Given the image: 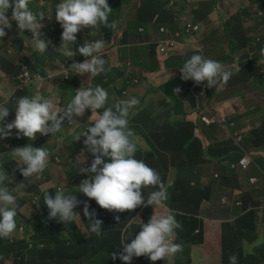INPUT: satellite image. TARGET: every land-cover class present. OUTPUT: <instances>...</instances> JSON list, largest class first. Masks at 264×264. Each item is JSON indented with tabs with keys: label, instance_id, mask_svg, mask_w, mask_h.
Segmentation results:
<instances>
[{
	"label": "crops",
	"instance_id": "0c3cea01",
	"mask_svg": "<svg viewBox=\"0 0 264 264\" xmlns=\"http://www.w3.org/2000/svg\"><path fill=\"white\" fill-rule=\"evenodd\" d=\"M60 2L32 0L30 4L34 13L52 14L50 20L46 17L42 21L43 37L51 41L48 54L43 56L27 43L30 32L23 34L24 39L20 35L9 9L12 27L6 29L7 36L0 37V67L8 74L5 80L10 84L4 106L15 115L18 98L39 94L51 99L59 110L73 99L76 89L97 85L108 92L107 106L136 97L139 104L130 110L128 118L135 133V158L164 173L168 200L163 214L174 215L182 225V219H186L188 224V231L183 225L174 239L183 245L182 252L156 262L142 256L141 264H229L232 254L237 255V264H264V0H108L113 9L109 22L117 21V29L101 26L93 36L91 29L81 30L76 44L69 46L74 53L71 57L54 50L62 43L63 28L55 18ZM199 37L204 43L202 49L195 40ZM96 39L105 41L102 58L108 71L94 77L75 74L71 65L90 59L76 49ZM194 54L219 61L231 71L227 84L216 89L207 87L206 81L197 85L182 80L180 67ZM24 69L32 71L36 79L33 87L21 85L16 78ZM133 74L142 78L133 79ZM177 87L179 93L174 91ZM3 90L0 84V92ZM98 111L102 113L103 109ZM212 113L228 115L234 124L204 122L205 126L199 127L198 117ZM91 115V109H87L82 117H74L77 122L84 119L78 133L76 128L73 133L65 129L55 136L38 133L35 141L25 137L26 145L45 147L50 152L48 166L38 179L28 182L19 170L14 174L17 165L3 164L12 178L6 185L10 190L25 184L12 194L17 198L16 220L29 226V233L12 244L0 243V264H7L8 257L13 264L103 263V247L97 238L87 236L91 231L83 203L74 209L81 216L79 227L75 222L64 225L48 218L44 190L55 195L61 187L66 194L87 201L95 218L103 221L104 240L107 236L118 244L121 232H129L133 219L145 217L148 206L114 213L77 192L89 177L79 173L75 162L85 149V138L75 141V137L92 125ZM62 126L71 125L65 120ZM237 131L248 135V143L235 139ZM246 152L252 154L262 175H248V184L256 188L254 193L244 190L243 170L248 168L231 167ZM154 153L160 155L149 160L148 154ZM85 154L90 167L94 157ZM169 174L174 176L171 182ZM46 176L50 182L57 177L60 184L46 183ZM252 176L258 178L256 183L249 181ZM237 192L244 193L246 204L233 216V193ZM227 201L228 207L220 205ZM235 204L239 205L237 201ZM154 212L150 209L149 218Z\"/></svg>",
	"mask_w": 264,
	"mask_h": 264
},
{
	"label": "clouds",
	"instance_id": "9594fccd",
	"mask_svg": "<svg viewBox=\"0 0 264 264\" xmlns=\"http://www.w3.org/2000/svg\"><path fill=\"white\" fill-rule=\"evenodd\" d=\"M32 0H0V37L8 35L6 29L12 24L7 15L12 10L11 20L16 22L20 35L31 33L28 41L31 47L41 56L48 54L51 41L43 37L42 21L52 14L45 16L44 12L34 13L30 8ZM113 9L108 0H61L55 8L56 21L62 26L61 47L54 49L61 55L71 57L74 55L70 45L76 44L77 33L88 28L91 35L101 26L116 30L118 23L109 22ZM105 41L96 39L85 42L76 51L85 59L82 63H73L71 70L76 74H89L94 77L108 71L107 61L102 58ZM35 63V61H33ZM181 79L192 80L197 85L207 82V87L226 85L232 72L226 70L224 65L216 60L205 58L200 54L192 55L180 67ZM49 75H51L49 73ZM180 92V88L174 90ZM109 95L102 86L82 87L76 89L73 99L63 108L56 110L53 101L42 95L23 96L17 99L15 115L5 107V102L0 97V138H8L12 130H17V136L27 137L31 141L37 139V134L55 136L63 133L62 126L65 120L68 123H78L74 117H82L87 109H91L90 120L93 123L84 132L75 137L79 141L85 137V149L76 157L75 162L79 173H86L84 179L77 187L89 199H94L100 208L114 213L134 211L140 206L163 213V208L168 200L163 176L161 172L149 167L143 160L135 158L137 145L134 131L129 127L130 110L139 104L136 97L121 100L112 106H107ZM103 109L102 113L98 110ZM6 123L5 121H10ZM91 153L94 159L88 165L87 155ZM11 160L17 162V168L26 181L38 179L49 163L50 152L45 147H33L27 144L10 152ZM110 162H106V159ZM0 243L12 239L20 230L21 225L16 220L17 198L13 191L22 189L25 184L18 185L10 190L6 185L11 182L9 174L3 164L8 161L0 157ZM10 165L14 163L9 162ZM26 165V167H25ZM44 205L47 206L49 219H57L66 225L78 221L81 216L74 209L83 203L84 216L91 221L90 231L97 236L102 235L103 221L95 218V211H90L87 201H80L73 193L66 194L63 189H58L55 195L44 190ZM146 213V215H147ZM145 215V217H146ZM144 217V218H145ZM119 221L120 217H115ZM183 225L172 214L151 215L147 223L140 229L130 234L125 229L121 233L120 245L117 252L111 253L113 264H141L142 256L152 262L168 259L183 251V245L175 243L177 229L182 230ZM229 264H237L238 257L232 254L228 258Z\"/></svg>",
	"mask_w": 264,
	"mask_h": 264
},
{
	"label": "rangeland",
	"instance_id": "374dc122",
	"mask_svg": "<svg viewBox=\"0 0 264 264\" xmlns=\"http://www.w3.org/2000/svg\"><path fill=\"white\" fill-rule=\"evenodd\" d=\"M207 35H208L207 36V39H209V41H211V37L209 36V33ZM198 36H200V35H198ZM195 40L196 41L199 40V42H200L199 43V47H200V49H202L203 46H204V43H203L202 39L199 37V39H195ZM7 77H8V74L0 67V84L4 86V90L0 92L2 94V100L3 101H6L8 99V97H9L8 93L10 91V84L8 83L7 80H5V78H7ZM132 77H133V79H136V78L137 79H141L142 78L140 74H133ZM126 90L128 91V89H126ZM198 120H199V127H204L205 124H204L203 119L201 117H198ZM78 130H79V128L77 129V133H78ZM82 138L83 137H81V140H82ZM248 140H249L248 135L247 134H244V139H243V142L242 143H248ZM25 145H26V143L23 144V146H25ZM145 154L146 153L144 152L143 155H145ZM159 155L160 154H158V153L148 154V159L149 160L150 159H153V158H155V157H157ZM251 172H254L259 178H262V175H261V171L256 168L255 163H253L247 170H243V175L245 177L244 190L254 193V192H256L255 186L248 184V175ZM12 175H14V174H12ZM43 179L46 180V183H50V185H52V184H55V185L60 184V180L57 179V177L51 178L52 182H50V181L47 180V176L44 177ZM173 179H174V176H172V175L169 174L168 175V182H171ZM261 192L263 193V191H261ZM233 196H234V204L232 205V215L235 216L237 213H240V212L243 211V207H244V198H243L244 197V193H242V192L233 193ZM36 199H38V196L36 197ZM236 201L239 202V205H236L235 204ZM220 205H222L224 207H228L229 206V201H227L226 203H221L220 202ZM27 210L28 209H25V211H27ZM139 220H140L139 217H136L135 219H133V228H132V230L136 227L135 225L139 222ZM88 222L91 223V221L89 219H88ZM23 231H24V225H21L20 230L16 233L15 236L16 237H20V238L21 237H24ZM87 236L88 237L92 236L94 238H97L99 245L102 246V247H104L105 240H104V235L103 234L100 235V236H97L95 233H92L91 232V234L88 233ZM89 240H92V239L90 238ZM183 254L184 253H182L181 256ZM108 258H109V256H107L105 258V260L103 261L102 264L106 263V260H108ZM7 264H13L12 257H8Z\"/></svg>",
	"mask_w": 264,
	"mask_h": 264
},
{
	"label": "built area",
	"instance_id": "2783aa9c",
	"mask_svg": "<svg viewBox=\"0 0 264 264\" xmlns=\"http://www.w3.org/2000/svg\"><path fill=\"white\" fill-rule=\"evenodd\" d=\"M190 27H194V28H198L199 26L198 25H190ZM26 68H29V67H26ZM16 78L20 81L21 85L23 86H27V87H33V85L36 83V79L33 77V74H32V71L29 70V69H24L19 75L16 76ZM202 119L204 122L208 123V124H220V125H228V124H234V121L233 119L228 116V115H203L202 116ZM5 122H11L10 121H5ZM84 122V119H80L78 121V123H75V124H71V126L69 128H65L67 130H69L71 133L74 132V130L78 127H80ZM89 126H87L86 128H88ZM234 137L235 139L238 141V142H242L243 139H244V133L241 132V131H237L234 133ZM85 138V137H84ZM253 163V158H252V154L250 153H245L242 157H240L237 161L235 162H232L231 163V167L234 168V169H247L251 166V164ZM162 173V172H161ZM164 174V173H162ZM258 180L257 177L255 176H252L249 178V181L251 183H256ZM264 201V199H263ZM237 203L239 204V202L237 201ZM241 204V203H240ZM144 219V218H143ZM129 225V224H128ZM133 225L132 227L130 228L129 230V234L136 230L137 228L135 227L133 230ZM132 230V231H131ZM122 233V232H121ZM30 246L32 245V243L29 244ZM121 247V245H120ZM119 247V248H120ZM109 256L108 260H110L111 264H113L114 260L111 259V255L110 254H106L105 255V258ZM104 258V260H105ZM106 260V261H108ZM105 264V263H104Z\"/></svg>",
	"mask_w": 264,
	"mask_h": 264
},
{
	"label": "trees",
	"instance_id": "16d2710c",
	"mask_svg": "<svg viewBox=\"0 0 264 264\" xmlns=\"http://www.w3.org/2000/svg\"><path fill=\"white\" fill-rule=\"evenodd\" d=\"M204 115H206V114H204ZM210 115H218V114L212 113ZM6 123H8V122H6ZM23 140H24V137L23 136L18 137L17 136V130H15V129L12 130V134H11L10 137H8L6 139L5 138H0V157H2L4 160H6L8 162L14 163V165H17L16 161L11 160L10 152L13 151L14 149L18 148V147H22L23 146ZM25 167H26V165H25ZM17 172H18V168L16 166L14 174L17 173ZM60 189H61V187H60ZM244 204H246V199H244ZM148 214L149 213H147V215H146V217L144 219L139 220V222L135 225L136 228L140 229V226L143 223H147L149 221L150 218H149ZM156 214L159 215V214H163V213L156 211ZM182 220H183L184 229L186 231H188L187 220L186 219H182ZM22 225H24L23 233H24L25 236H27L28 233H29V226H27L25 224H22ZM16 239H17V237L15 236L12 239L3 240L1 243L9 245V244H12ZM23 242H24V245H26V239L25 238H24ZM119 247H120V244H118L116 241H111V239H108L107 236H106L102 253H104L105 255L107 253L111 255L112 252H117ZM105 255L103 256L102 260L105 258ZM105 264H111L110 260L106 261Z\"/></svg>",
	"mask_w": 264,
	"mask_h": 264
}]
</instances>
